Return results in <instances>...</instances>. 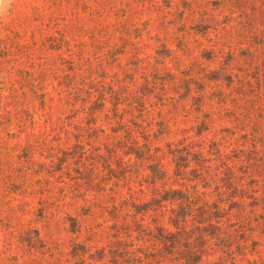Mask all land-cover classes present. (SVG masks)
Listing matches in <instances>:
<instances>
[{
  "label": "rangeland",
  "instance_id": "obj_1",
  "mask_svg": "<svg viewBox=\"0 0 264 264\" xmlns=\"http://www.w3.org/2000/svg\"><path fill=\"white\" fill-rule=\"evenodd\" d=\"M174 190L219 219L194 211L172 252L153 235L175 232ZM185 246L264 264V0H0V264H185Z\"/></svg>",
  "mask_w": 264,
  "mask_h": 264
},
{
  "label": "trees",
  "instance_id": "obj_2",
  "mask_svg": "<svg viewBox=\"0 0 264 264\" xmlns=\"http://www.w3.org/2000/svg\"><path fill=\"white\" fill-rule=\"evenodd\" d=\"M132 154V153H131ZM129 154V155H131ZM173 154V160H174V174L178 178H186L188 174L195 173L197 170L193 168V163L200 164V160L197 158H193L192 152L188 151L187 153L183 155H175L174 152ZM141 159H148L145 158L144 156H139ZM151 171L153 173V178L155 181L161 180L165 178V172L163 170H160L154 165L151 166ZM190 172V173H189ZM174 202L178 203V207H172L169 210H165L163 214H166V212H169V225L170 227L175 229V232L172 230H167L164 229V227L159 226L156 224V233H154L153 238H155L158 241H161L165 246L167 247H172L174 252L177 247L180 244H183L181 240V236H186L185 238V243L184 244H191L188 238V233H189V222H190V217L193 216L194 211L198 210L201 212V217L202 220L199 222L201 225H204V223H208V226H212V219H219V216H210V215H205L207 210L210 209L211 204L206 201V200H199V199H194L190 193H184L182 191H168L165 193V196L159 201L161 204L164 202ZM163 206V205H161ZM208 208V209H207ZM215 208H218V204H216ZM147 206H145L144 210L145 212H148ZM203 221V222H202ZM201 227V226H200ZM205 226L203 230L206 228ZM151 231L154 232L153 228H150ZM203 236V234H202ZM180 238V240H179ZM187 250H185L184 254V263L185 264H200L202 260V254L203 252H200L198 250H191L189 246H185Z\"/></svg>",
  "mask_w": 264,
  "mask_h": 264
}]
</instances>
